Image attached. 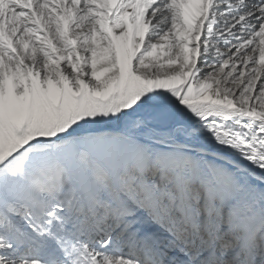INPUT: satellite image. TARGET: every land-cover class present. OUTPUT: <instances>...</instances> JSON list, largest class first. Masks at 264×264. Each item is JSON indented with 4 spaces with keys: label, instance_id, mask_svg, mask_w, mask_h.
<instances>
[{
    "label": "bare ground",
    "instance_id": "obj_1",
    "mask_svg": "<svg viewBox=\"0 0 264 264\" xmlns=\"http://www.w3.org/2000/svg\"><path fill=\"white\" fill-rule=\"evenodd\" d=\"M159 30L140 44L122 33L126 46L33 40L24 55L44 79L0 51V168L18 182L38 172L12 191L0 180V264H244L250 247L259 258L264 98L236 93L214 32L201 55L194 23Z\"/></svg>",
    "mask_w": 264,
    "mask_h": 264
},
{
    "label": "snow or ice",
    "instance_id": "obj_2",
    "mask_svg": "<svg viewBox=\"0 0 264 264\" xmlns=\"http://www.w3.org/2000/svg\"><path fill=\"white\" fill-rule=\"evenodd\" d=\"M186 20L196 26L192 33L193 45L200 46L201 55H207L205 42L211 44V24L217 40L228 45L223 53L227 59L223 70L229 73V81L235 78L236 93L248 89L249 104L254 101L259 107L261 100L257 97L264 98V69L254 65L252 58H264V0H210L203 11L198 5L180 0H142L141 3L137 0H2L0 51L16 61L12 65L13 72L19 65L33 76L39 71L40 79H44L43 65L38 68L24 55L28 48H34L33 40L37 44L41 41L55 44L53 33L64 37L75 32L81 38L88 35L106 37L102 40L105 45L115 42L126 46V40L116 39L122 33L127 37L129 31H135L136 43L140 44L141 37L147 42L151 30L167 23L170 27L166 32L171 35L172 28L183 27ZM18 43L23 48H17ZM200 62L198 56L197 65ZM162 104V101L154 102L156 107ZM244 264H264V250L257 258V249L250 247L245 253Z\"/></svg>",
    "mask_w": 264,
    "mask_h": 264
},
{
    "label": "rangeland",
    "instance_id": "obj_3",
    "mask_svg": "<svg viewBox=\"0 0 264 264\" xmlns=\"http://www.w3.org/2000/svg\"><path fill=\"white\" fill-rule=\"evenodd\" d=\"M164 26V27H163ZM166 27H170V25L169 24H167V23H165L164 25H162V27H160V32H162L163 31V33H167L166 32V29H168V28H166ZM209 34H210V36H211V38H212V35H213V32H212V30H211V24L209 25ZM175 42L176 43V45H180L181 43L179 42L178 43V41L177 40H171L170 42L173 44V42ZM175 46V45H174ZM30 49V51L31 52H33L32 50H31V48H29ZM180 53H182L181 51H180ZM88 62H90L89 64H88ZM87 64L89 65V66H91L93 63L91 62V60L90 61H87ZM156 95V94H155ZM91 135H93V137L95 138V139H97L98 138V134L97 133H91L90 134V136ZM90 141H92V140H90ZM82 145L83 146H80L79 145V149L82 147H84V149H86L87 150V148H86V145L85 144H83L82 143ZM18 167H19V165H18ZM6 169V170H5ZM12 169H13V167H12ZM36 173H38L37 171L36 172H32V173H26L25 175H24V177L26 176V177H28V176H32L33 175V177L36 175ZM6 176L7 177V181H6V183H11L12 185H13V187H12V189H11V191L14 189V188H16L17 187V184H18V186L20 185V184H22L24 181H22L23 179H24V177H21V179L22 180H19V182L18 181H15L14 180V178H13V176H12V172L8 169V168H0V180H1V178H3V176ZM11 175V176H10ZM28 175V176H27ZM10 176V177H9ZM13 178V179H12ZM12 179V180H11ZM15 186V187H14ZM3 197H2V195L0 194V204L2 203V201H3V199H2ZM1 199H2V201H1ZM0 210H1V207H0ZM50 237V236H49ZM51 239V238H50ZM212 251H215V250H212ZM195 257L196 256H194L192 259H195ZM135 258H136V256H135Z\"/></svg>",
    "mask_w": 264,
    "mask_h": 264
}]
</instances>
